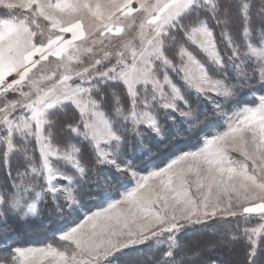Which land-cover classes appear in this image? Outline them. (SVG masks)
Listing matches in <instances>:
<instances>
[{"label": "snow or ice", "instance_id": "snow-or-ice-1", "mask_svg": "<svg viewBox=\"0 0 264 264\" xmlns=\"http://www.w3.org/2000/svg\"><path fill=\"white\" fill-rule=\"evenodd\" d=\"M0 8V264H264V0Z\"/></svg>", "mask_w": 264, "mask_h": 264}, {"label": "rangeland", "instance_id": "rangeland-1", "mask_svg": "<svg viewBox=\"0 0 264 264\" xmlns=\"http://www.w3.org/2000/svg\"><path fill=\"white\" fill-rule=\"evenodd\" d=\"M4 11H5L4 9L0 8V16H3ZM40 23H41V27L46 31L47 29L45 26L47 25V22L41 19ZM65 38H70V33L65 34ZM11 78L12 77H10L9 79ZM250 99H251V94L245 93L242 94L241 102L242 103L249 102ZM190 143L191 142L188 141L187 139H182L177 143L170 145L167 150L157 152L155 149H153L154 155L152 156H140L139 153H137V165L141 169H151L157 165L162 166V164L166 162V160L170 157V155L176 154L181 150H187ZM234 155H238V153ZM100 200L102 202V198H100ZM88 206L89 208L94 209L99 205L98 203H92L89 204ZM230 219H234V218H230ZM252 222L253 223L258 222V217L256 216V214H252ZM13 229L14 230H10L8 233L9 236L8 244L12 245L13 247L43 246L48 242H54L53 237L56 232V225L53 222V219L50 218L47 215V213H44L41 218L36 219L34 221H30L27 224H13ZM199 235L201 234L199 233H193L190 235L186 234L183 237V239H189L191 238V236H199ZM207 238H208L207 236H204V239ZM0 239H3L2 234H0ZM6 247L7 246L5 244H0V260H2L5 256ZM132 255H133L132 251H129L127 253V256H122L120 259L123 262L126 258L131 257ZM225 259H228L227 253L225 254ZM233 259H235V257H233Z\"/></svg>", "mask_w": 264, "mask_h": 264}, {"label": "trees", "instance_id": "trees-1", "mask_svg": "<svg viewBox=\"0 0 264 264\" xmlns=\"http://www.w3.org/2000/svg\"><path fill=\"white\" fill-rule=\"evenodd\" d=\"M256 3L258 4V0H256Z\"/></svg>", "mask_w": 264, "mask_h": 264}]
</instances>
